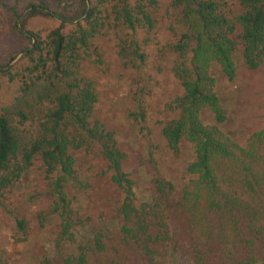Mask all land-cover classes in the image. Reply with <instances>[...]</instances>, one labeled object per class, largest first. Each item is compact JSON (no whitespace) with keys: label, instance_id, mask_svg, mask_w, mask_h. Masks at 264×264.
I'll return each mask as SVG.
<instances>
[{"label":"trees","instance_id":"obj_1","mask_svg":"<svg viewBox=\"0 0 264 264\" xmlns=\"http://www.w3.org/2000/svg\"><path fill=\"white\" fill-rule=\"evenodd\" d=\"M34 17L53 25L29 28ZM160 22V54L179 94L159 133L170 150L190 144L191 178L177 189L155 177L150 201L137 202L125 154L93 117L96 75L109 65L107 50L122 70L140 72ZM236 50L249 70L263 63L264 0H0V79L15 93L14 103L0 105V229L9 243H24L33 221L53 216L57 243L70 248L56 245L45 264H164L171 256L264 264V100L261 127L243 145L200 119L207 110L215 124L225 120L210 67L231 81ZM133 81L126 106L141 120L146 86ZM77 152L101 162L119 193L108 234L72 209L66 185L76 181ZM27 178L31 185L16 192ZM84 225L89 236L72 248ZM13 255L0 245V264Z\"/></svg>","mask_w":264,"mask_h":264},{"label":"rangeland","instance_id":"obj_2","mask_svg":"<svg viewBox=\"0 0 264 264\" xmlns=\"http://www.w3.org/2000/svg\"><path fill=\"white\" fill-rule=\"evenodd\" d=\"M53 25L52 20L31 18L29 28L44 29ZM153 41L144 47L147 62L140 72L122 70L107 50L108 67L97 73V100L93 117L114 133L118 148L125 154L123 169L132 180V191L137 202H148L152 197V180L163 178L175 188L191 176L185 166L192 159L188 142H180L170 150L159 133V124L172 116L166 105L179 94V86L168 72V60L160 54L161 45L167 39L165 26L160 22L152 31ZM234 78L228 81L217 66L211 65L214 78V92L224 111L225 120L215 124L207 110L200 113L206 125H215L225 136L243 145L249 134L261 127L264 100V61L254 70L245 68L238 50L233 54ZM137 76V77H136ZM145 83L142 97L143 119L128 115L127 106L135 83ZM13 86L0 79V105L14 103ZM131 109V108H130ZM75 157V182H68L66 192L71 200L74 213L89 216L103 234H108L115 225V200L119 193L109 181V174L103 173L101 162L91 160L81 152ZM31 185V178L20 180L15 187L21 192ZM111 215V218H110ZM57 219L49 217L42 225L31 223L32 230L24 243L11 245L4 229H0V245L14 253L11 264H45L47 259L60 251L70 248L56 241ZM90 225L79 226L74 231V244L89 236ZM186 260V259H185ZM184 261L171 256L164 264H183Z\"/></svg>","mask_w":264,"mask_h":264}]
</instances>
